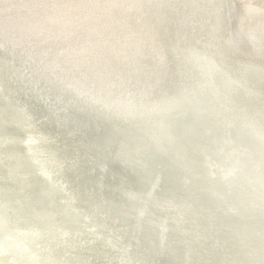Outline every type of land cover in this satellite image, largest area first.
<instances>
[{
  "label": "bare ground",
  "instance_id": "bare-ground-1",
  "mask_svg": "<svg viewBox=\"0 0 264 264\" xmlns=\"http://www.w3.org/2000/svg\"><path fill=\"white\" fill-rule=\"evenodd\" d=\"M69 1L78 0H0V88L9 83L17 97L37 91L34 100H41L47 110L75 108L94 129L110 125L121 135L125 145L118 152L126 151L123 159L137 166L133 176L141 186L133 213L148 209L154 218L145 233L147 242L139 245L126 233L129 226L116 223L115 234H110L101 226L95 230L96 221L87 217L85 233L102 242L92 251L100 256L99 264H151V254L160 251L159 235L169 248L163 264H264V0H160L164 16L168 10L175 17L181 14L186 25L194 18L200 29L194 31L190 25L187 41L173 32L169 35L170 50L181 59L180 72L172 80L156 89L134 78L139 85L135 94L130 85L120 83L122 89L128 87L124 91L129 97L119 105L57 69L81 68L91 74L95 87L100 85L105 93L112 89L114 71L108 65L104 78L94 79L92 74L103 63V40L109 35L92 21L95 4L92 0L90 7L75 4L63 9ZM140 1L149 10L147 0ZM53 2L60 4L52 10ZM194 36L198 42H189ZM140 43L132 38L129 48L137 50ZM138 67L143 75L151 72L144 65ZM126 77L127 71L118 78ZM151 113L160 121L152 128L147 123V118L155 119ZM107 133L114 138L110 130ZM157 158L160 174L153 171ZM46 161L51 163L48 171L61 173L54 158ZM161 171L176 185L171 200L165 197L169 187L162 191ZM23 185L29 188V179ZM154 188L159 189L160 203L166 200L160 209L167 214L148 202ZM28 191L32 197L24 201L27 207L39 198L59 222H63L59 216L71 213L51 209L48 199ZM100 204L105 209V203ZM117 216L110 210L111 223ZM172 225L177 228L173 241L168 235L169 230L174 232ZM57 227L64 238L75 240L70 228ZM2 228L4 246L17 262L0 254V264H31L28 259L39 264L18 231ZM30 237L33 244L46 242ZM33 251L38 258L47 257L39 248Z\"/></svg>",
  "mask_w": 264,
  "mask_h": 264
},
{
  "label": "water",
  "instance_id": "water-1",
  "mask_svg": "<svg viewBox=\"0 0 264 264\" xmlns=\"http://www.w3.org/2000/svg\"><path fill=\"white\" fill-rule=\"evenodd\" d=\"M5 86L6 89L0 88V254L5 260L17 262V257L10 255V251H7L9 248L4 246L2 227L7 231H18L39 264H65V260L72 264H99L100 256L92 251L100 247L101 241L94 242L85 233L90 222L88 218L92 222L96 221L95 230L101 226L110 234H115L113 228L118 223V227H130L125 231L127 234L129 232L130 239L136 244L138 242L141 245L142 240L147 242L145 233L152 227L150 220L154 217L149 214L148 209V213L141 208L138 209L139 212L133 213L138 204L137 189L141 186L138 187L137 179L133 176L137 166L123 159L126 151L118 152L119 146L123 148L121 144L125 143L119 137L121 135L115 133L117 130L112 131L113 127L110 125H99L98 129H94L93 124L75 108L64 111L47 107V110L41 100H34L33 96H36L37 91L24 93L25 97L23 94L17 97L8 89L9 83ZM109 130L114 138L109 137ZM49 156L62 167L61 173L56 172L60 181L53 171H48L51 169V163L46 161ZM153 162L156 163L153 171L160 174L159 159H153ZM164 169L166 171V168L162 170ZM161 172L162 191L169 187V195L165 197L171 200L174 193H177L173 188L176 185L166 172ZM25 179H29V188L36 192L35 196L46 201L48 199L51 209L55 207L60 209L58 212L71 211L64 217L59 216L63 218V222L53 218L52 211L44 209L39 198L31 202V207L25 205L24 201L32 197L29 188L23 185ZM158 190L154 188L147 197L148 202L160 209V204L165 206L167 203L164 199L160 203ZM100 202L105 203V209L100 207ZM33 206L38 207V210ZM113 209L120 217L117 216L118 219L111 223L108 215ZM131 213L134 214L132 220L129 219ZM124 220L128 223H124ZM56 225L62 230L70 228L69 233L74 235L75 240L64 238L57 232L59 229ZM172 228L174 232L168 231L171 241L177 233L175 225ZM32 235L36 240L41 237L46 242L33 244L30 240ZM182 236L181 234V238ZM159 239L160 251L151 254V264H158V260L163 264L167 260L164 252L169 248H164L161 235ZM35 248L45 251L47 257L42 255L44 257L38 258L33 251ZM28 262L33 264L30 259Z\"/></svg>",
  "mask_w": 264,
  "mask_h": 264
},
{
  "label": "rangeland",
  "instance_id": "rangeland-1",
  "mask_svg": "<svg viewBox=\"0 0 264 264\" xmlns=\"http://www.w3.org/2000/svg\"><path fill=\"white\" fill-rule=\"evenodd\" d=\"M91 1L92 0L69 1L65 7H62H64L63 9H67L73 7L75 4H84L86 7H90L89 2ZM159 1L160 0H147L149 7L148 11L151 10L152 13L154 12L157 15V19L160 18V24L165 22L167 37L173 32V34L175 33L181 40L187 41L186 38L188 36L190 37L189 33L191 32L189 29L192 27V30L197 31L200 23L192 18L189 25H186L183 21L185 16L183 17L180 14L178 17H175L170 10H168L169 14L164 16ZM92 2L95 4V7L90 11L92 13V21L98 24V30L102 29L107 35L109 34L105 37V40H103V45L101 44L104 47L103 49L106 50L103 51L105 55H102V67L96 66L94 70H92V74H94V79L97 77L104 78V73H108L105 66L108 65L109 69L114 71V73L111 72V75L114 76L112 89L110 92L105 93L100 85L95 87L93 77L89 78L91 74L85 73L81 68L65 70L58 67L57 69L60 74L64 76L69 74L70 79H73L80 86L83 85L89 88V90L93 91L96 95H104L105 98L109 99V102L112 101L114 104L119 105L121 102L123 104L125 101H128L127 98L129 97L128 93L124 91V89H128V87L122 89L119 85L120 83L126 84V86L130 85V88L134 90L133 94H135V88L139 85L133 80L134 78L138 77L140 83H151V85L155 86L157 89V86L159 87L162 84L165 86L167 81L169 82L176 76V72H180L178 69L181 59L178 61V58H176L172 50H170L168 38L166 37V39H164L160 36L165 31L162 29L160 35L155 31L156 28L153 27L148 16L143 12V6L140 0H136L135 2L129 0H93ZM156 2L158 3L156 4ZM56 3L57 2L50 3V5L48 4L49 8L53 10L59 7L58 4L60 3ZM190 25L192 26L190 27ZM194 37L196 39L191 37L192 40L189 39L188 41L198 42L197 37ZM132 38L136 40L137 45L138 39L143 42L140 43L137 50L129 48V41ZM200 44L203 45L204 43L200 42ZM179 50L181 51V49ZM140 64L144 65L145 68L147 67L149 72L151 71L150 73L154 72L152 74H154L156 78L150 79L144 76L143 72H137L140 70L138 67ZM66 71H70L71 73H67ZM126 71V78H118L123 75V73L125 74ZM147 79H149V81H144ZM127 81L129 84L126 83ZM162 89L163 88H160V92ZM136 100L139 101V99ZM132 110L129 111L130 114L134 113ZM149 115H152L155 121L147 118V123L149 125L152 124L151 128L153 125L157 126L160 123L159 119L154 116L155 114L151 113Z\"/></svg>",
  "mask_w": 264,
  "mask_h": 264
},
{
  "label": "trees",
  "instance_id": "trees-1",
  "mask_svg": "<svg viewBox=\"0 0 264 264\" xmlns=\"http://www.w3.org/2000/svg\"><path fill=\"white\" fill-rule=\"evenodd\" d=\"M143 12L146 16H148L150 22L152 23L153 27L156 28V32L160 35V32L162 31V29L165 31L163 32V34H161L160 36H162V38L166 39V26L164 25V23L160 24V18L157 19V15L151 11H148L145 7L143 8ZM169 37V36H168ZM167 37V38H168ZM169 43V42H168ZM144 76H146L147 78H154L152 73H144ZM158 80V79H157Z\"/></svg>",
  "mask_w": 264,
  "mask_h": 264
},
{
  "label": "flooded vegetation",
  "instance_id": "flooded-vegetation-1",
  "mask_svg": "<svg viewBox=\"0 0 264 264\" xmlns=\"http://www.w3.org/2000/svg\"><path fill=\"white\" fill-rule=\"evenodd\" d=\"M144 8V7H143Z\"/></svg>",
  "mask_w": 264,
  "mask_h": 264
}]
</instances>
